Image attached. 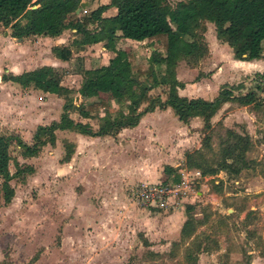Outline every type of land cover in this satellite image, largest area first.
<instances>
[{"label":"rangeland","instance_id":"rangeland-1","mask_svg":"<svg viewBox=\"0 0 264 264\" xmlns=\"http://www.w3.org/2000/svg\"><path fill=\"white\" fill-rule=\"evenodd\" d=\"M93 1L97 5L110 0ZM174 1L169 0V4ZM89 5L85 3L74 14L79 17L87 14L92 9ZM110 12L114 9L106 11ZM204 26L203 37L211 43L213 27L209 23ZM74 34L72 37L69 30H63L57 41L29 36L22 47L29 56L24 59L28 62L24 66L41 62L53 65L61 74V83L71 88L69 97L75 105L105 101V106L88 109L89 117H82L74 110L69 112L73 120L88 122L94 129L105 128L118 109L126 111L131 107L134 87L123 103L111 93L99 92L94 97L82 98L77 92L81 76L76 70L104 64L112 54L103 53L101 45H97L74 50L67 60L54 58L50 51L53 43L66 42L73 48L71 40L80 36ZM151 45L154 50L150 49ZM116 46L121 57L133 64V73L148 68L149 58H159L163 53L161 37L142 42L117 39ZM218 52L212 61L197 67L179 59L175 77L183 85L180 94L209 99L217 94L219 86L232 84L234 95L252 89L258 98H264V40L260 56L250 60L253 67L247 70L238 67L239 72L220 80L205 75L204 80L201 69L208 68L206 74L221 66L224 69L228 49L220 48ZM242 70L244 73H240ZM161 72L160 66L157 69L160 79ZM166 91V84H158L147 93L148 97L163 99ZM2 95L5 99L0 98V132L18 134L28 143L37 124H48L58 118L64 102L62 97L31 85L8 87ZM146 103L140 101L138 109ZM262 103L241 105L231 99L222 101L209 119V129L204 128L200 116H192L183 123L170 111L163 112L155 106L156 111L144 115L143 122L157 123L143 124L135 134L144 135L143 130L148 128V133H161L165 138L148 137L145 145H139L141 140L129 141L135 147L131 148L132 152L136 153L133 159L129 157L132 170L144 172V177L119 172L114 141L111 144L87 135L78 137L74 130L55 129L53 143L41 145L33 156H22L18 146L12 144L8 168L16 173L8 181L12 188L9 203L3 202L0 191V264H264ZM99 116L105 119L102 125ZM227 129L249 135L250 145L245 152L249 160L247 167L237 174L224 170L201 174L198 169L184 165L185 151L200 147L204 134L210 135V148L202 149L204 155L210 160L217 158L219 141ZM148 146L155 152L170 154L169 161L174 164L170 174L165 172V161L151 164L147 159L149 154H142ZM105 147L109 148L107 154ZM68 148L72 151L64 161L62 157L69 153ZM149 168L155 170L153 176L146 174ZM175 172L179 174L177 181L171 180ZM158 185H167L170 190L165 188L158 196L142 193L145 188ZM187 204L191 207L186 212ZM186 214L192 222L182 234L180 228Z\"/></svg>","mask_w":264,"mask_h":264},{"label":"trees","instance_id":"trees-1","mask_svg":"<svg viewBox=\"0 0 264 264\" xmlns=\"http://www.w3.org/2000/svg\"><path fill=\"white\" fill-rule=\"evenodd\" d=\"M80 0H0V23L8 25L10 35L25 37L30 34L55 36L63 29H74L79 38L71 40V46L79 49L85 44L100 41L104 48L114 54L105 64L93 67L81 66L76 70L80 74L77 92L82 98H89L101 93H111L118 102H125L133 89L131 107L126 111L118 109L107 121L105 128H92L88 122L73 120L69 112L74 110L82 117H89L88 109L105 106V101L91 102L88 105L73 104L69 93L71 88L61 83V74L53 65L42 64L19 73H3V80H11L20 86L31 85L44 92L54 93L64 99L57 119L48 124H37L31 134V142H25L18 134L0 132V191L4 203L12 196L8 181L15 175L10 172L8 162L11 160L9 148L15 144L22 156L35 155L45 143H53L55 129H70L84 135L112 134L120 127H130L137 123L139 117L152 110L169 107L172 114L186 123L192 116H200L204 128L210 125V117L222 101L234 100L238 104L264 105V98H258L256 90H247L233 94V86L221 85L217 94L210 99L201 96L188 97L177 93L182 82L175 77V66L179 59H185L194 65L206 52L203 37L204 22H212L216 38L226 42L237 59H251L260 56L264 40V0H110L99 4L81 17L76 16L75 8ZM113 6L115 12L102 15L107 7ZM74 14V16H71ZM92 25V28H88ZM116 37L134 40L144 38H162L163 54L159 58H149V66L144 70L132 72L133 64L114 47ZM155 47L153 48V50ZM51 51L61 60H67L71 54L69 45H53ZM162 67L160 73L157 69ZM139 75H142V78ZM158 84H166L165 98L148 97V91ZM264 91V90H262ZM140 101H147L138 109ZM102 125L103 116H99ZM210 135L204 134L200 147L184 153V165L196 168L201 174H214L224 170L237 174L249 165L245 152L249 148L250 138L247 133L227 129L219 141V154L214 160L204 155L202 149L210 148ZM72 149L68 148V152ZM70 152L63 160L69 158ZM212 161V162H211ZM14 165H18L15 162ZM20 171V168L16 167ZM31 167H28V171ZM174 167L167 165L166 174ZM171 180H179L175 172ZM187 204L185 211L190 208ZM192 219L187 216L180 232L184 234ZM146 243V242H145ZM246 264H251L247 262Z\"/></svg>","mask_w":264,"mask_h":264},{"label":"crops","instance_id":"crops-1","mask_svg":"<svg viewBox=\"0 0 264 264\" xmlns=\"http://www.w3.org/2000/svg\"><path fill=\"white\" fill-rule=\"evenodd\" d=\"M87 4L90 3V5L88 7H92L95 8L97 5L99 4H103V3H107V2H99L97 5L95 4L94 5V1H85ZM108 9H114V12H115V8L113 6H109L107 7L104 11H102V15H111L113 14L114 12H110V13H106V11ZM76 13V12H75ZM205 25H207L209 23V25L211 27H213V24L212 22H209V21H205L204 22ZM1 31H0V98L2 99H5L4 95H2V92H4V90L8 87H14V88H18L20 87V85L14 81H11V80H3L1 78V75L3 73H19L21 71H24V70H27V69H31V68H34L36 66H39V65H42V64H47L45 62H41L37 65H31V66H24L25 64H27L28 62L26 60H24L25 58H29V56H27V54H25L24 52V48H22L25 44L24 43V40L27 39L29 36H35L36 38L39 37V38H44V39H50V40H55L57 41L60 36H61V33L58 34V35H55V36H48V35H42V34H30L28 36H25V37H14V36H11L10 35V28L6 25H1ZM63 30H69L72 37L75 35L74 33V29H63ZM62 30V32H63ZM213 32H214V27H213ZM204 33V32H203ZM122 40V39H125V40H129V41H137V42H142L144 41L145 39L147 38H144V39H141V40H134V39H130V38H125V37H116L114 39V47L116 49L117 46H116V40ZM205 42H206V46H207V52L194 64L195 67L197 66H200V65H203V64H207L210 60L212 61L213 60V57H217L218 54H220L218 52V49H224V50H227L228 49V52H229V58H227V62L225 61V63L223 64L224 65V69H223V66L220 67V69H217L216 71L214 72H211L209 74H206L204 72L208 71V68H206L207 70H202L201 71L203 72L204 75H201V77L204 79L205 78V75L208 76V77H211L213 79H217V80H220V79H223V78H226L228 77L231 73L233 72H239L237 71V68H242L244 70H247V68H251L254 66V62L250 61L251 59L247 60V59H237V58H234L232 56V51H231V47L224 41H221L219 40L218 38H216L215 36V33H214V39L211 40V43H209V41H207L206 39H204ZM53 45H67V43H61V42H54ZM52 45V46H53ZM97 45H101V51L103 53H110L113 55L114 52L111 51V50H108L106 48H104V46L101 44L100 41L98 42H94V43H90V44H85L83 45V47H95ZM51 46V47H52ZM51 47H50V51H51ZM83 48H79V49H74V48H71V53L74 51V50H77V51H81ZM150 49H153V46L151 45L150 46ZM52 52V51H51ZM163 54V53H162ZM160 54V55H162ZM112 55H110L109 57H111ZM54 58L58 59V60H61L59 58H57L56 56H54ZM207 59V60H206ZM218 61H221L222 58H216ZM105 64V63H104ZM51 65V64H49ZM227 65H229L227 67ZM85 67V66H84ZM87 67V66H86ZM228 70H226L227 68ZM205 69V68H204ZM222 70H225V71H222ZM244 70H242V72L240 73H244ZM207 79V78H206ZM204 79V80H206ZM209 79V78H208ZM6 85L8 87H6ZM30 86V85H29ZM183 86V85H182ZM2 88H5L4 90ZM180 88H182L181 86L180 87H177V93L180 94ZM2 89V90H1ZM36 89V88H35ZM40 90V89H38ZM180 95H184V94H180ZM202 97V96H201ZM203 98H206V97H203ZM211 98V97H210ZM209 98V99H210ZM208 99V98H207ZM156 110L155 108H153L152 110L150 111H147L145 113H143L137 123L133 126H130V127H120L117 132L113 135L111 134H102L101 135H94V136H91V135H87L89 138L91 139H105L104 141H108L112 144V142L114 141V144H115V148L113 146L114 149L117 150V160H118V166H119V172L124 173V174H127L130 176V174L133 176V175H138L139 177H144V172L142 171H133L132 168H134V166L132 165V161L130 160L131 158L133 159V156L136 154L135 152H132L131 148H135V147H131V143H129V141L131 140V142L133 143H139V145H145L144 142H148L147 138H155L156 140L157 139H164L165 138V135L164 136H161V133H158V134H151V133H148L147 129H142L144 131V135H140L138 136V134H135V130H138V132H140L139 130H141V126L144 124V125H147V126H154L155 124L154 123H157L155 122H152V123H147L145 124L143 122V117L144 115H147L148 114H151V113H154ZM160 111H171V109L169 107H164V108H161ZM160 115V114H158ZM157 115V116H158ZM195 117V116H193ZM142 123V124H141ZM137 132V133H138ZM157 132V131H156ZM74 135H77L78 137H81L83 136L84 134H81V133H78L76 131H74L73 133ZM86 136V135H85ZM169 136L171 137V134H169ZM116 137V138H115ZM130 138V139H126V138ZM148 138V139H149ZM154 140V141H156ZM128 141V142H127ZM162 141V140H161ZM165 141V140H163ZM116 142V143H115ZM127 142V143H126ZM143 142V143H142ZM138 149V148H137ZM170 149V148H169ZM175 149V148H174ZM109 150V148H104V153H106L107 151ZM147 150V151H146ZM142 151V150H141ZM143 152L149 154V156L147 157V159L152 162L151 164H159V161H165L166 162V165H174L171 161H169L172 157L170 156V154H165V153H159V152H155L153 151V148L149 147L145 149V151L143 150L142 151V154H144ZM107 154V153H106ZM131 156V158H129ZM111 160H116V159H111ZM110 160V161H111ZM120 160H122V162H120ZM173 160V159H172ZM109 161V160H108ZM127 161V162H126ZM148 161V162H149ZM130 165H129V163ZM139 162V161H138ZM149 162V164H150ZM164 162V163H165ZM146 174L148 175H151L153 176V174H155V170L153 169H148V172H146ZM9 203V202H8ZM7 204V203H6Z\"/></svg>","mask_w":264,"mask_h":264},{"label":"built area","instance_id":"built-area-1","mask_svg":"<svg viewBox=\"0 0 264 264\" xmlns=\"http://www.w3.org/2000/svg\"><path fill=\"white\" fill-rule=\"evenodd\" d=\"M165 188H168L170 190L169 187H167V185L161 187L160 185H158V187H149V188H145L144 191L142 193H145V195H149V196H158L160 194V192L162 190H164ZM153 198V197H151Z\"/></svg>","mask_w":264,"mask_h":264},{"label":"water","instance_id":"water-1","mask_svg":"<svg viewBox=\"0 0 264 264\" xmlns=\"http://www.w3.org/2000/svg\"><path fill=\"white\" fill-rule=\"evenodd\" d=\"M86 2L84 1H80L79 2V7L75 8V12H77L79 10L80 7L84 6Z\"/></svg>","mask_w":264,"mask_h":264}]
</instances>
